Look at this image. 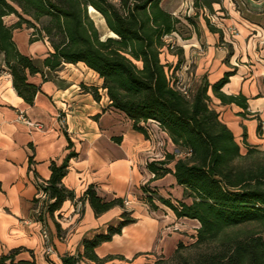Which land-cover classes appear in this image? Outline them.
Listing matches in <instances>:
<instances>
[{
    "label": "crops",
    "instance_id": "0c3cea01",
    "mask_svg": "<svg viewBox=\"0 0 264 264\" xmlns=\"http://www.w3.org/2000/svg\"><path fill=\"white\" fill-rule=\"evenodd\" d=\"M176 8L165 10L176 15ZM17 22L5 24L12 26ZM242 24V30L248 28L245 20ZM201 27L203 39L199 41L193 36L183 45L185 55L193 50L201 52L195 70V80L199 81L196 90L204 81L213 85L226 72L235 71L222 91L226 95L245 96L247 113L235 104H222L210 89L213 110L231 129L240 147L247 150L245 140L250 147L264 150V58L250 68H231L234 64L225 60L228 52L219 46L217 34ZM33 38V29L25 24L13 31L19 51L41 70L28 75V81L39 88L33 105L16 92L4 54L0 53V259L14 253L15 261L62 264L66 255H82L83 240L106 233L109 226H117L125 211L117 206L96 216L89 202L80 200L90 186L106 201L129 200L126 210L136 219L121 234L96 248L101 259L115 257L103 264H144L155 255L172 256L180 243H194L199 221L178 218L160 201L156 211L143 202L146 187L175 205L178 201L192 203L173 173L155 178L148 168L150 163L163 161L173 153L169 135L154 121L141 123L147 136L136 131L132 120L111 105L103 79L84 63L64 64L57 71L45 67L44 60L53 48L48 41ZM91 88L98 90L99 99ZM21 116L42 127L28 125ZM71 152L76 156L69 161L62 182L76 198L65 201L52 216L49 206L44 208L40 188L51 177V165H61ZM174 166L175 162L167 167L174 172ZM79 201L80 216L74 214ZM44 231L48 233L47 239ZM46 242L53 247L52 254L46 253ZM82 264L95 263L84 260Z\"/></svg>",
    "mask_w": 264,
    "mask_h": 264
},
{
    "label": "trees",
    "instance_id": "16d2710c",
    "mask_svg": "<svg viewBox=\"0 0 264 264\" xmlns=\"http://www.w3.org/2000/svg\"><path fill=\"white\" fill-rule=\"evenodd\" d=\"M193 1L196 9H211L213 5L211 0ZM162 2L119 0V5H115L109 0H0V53L4 54L16 92L29 105L34 104L39 88L28 81V75L41 73V70L30 57L19 51L13 40V31L23 24L35 30L32 40H46L53 48L44 60L45 67L51 71L59 70L64 64L82 62L99 74L111 105L132 120L136 131L147 136L141 123L154 121L175 146L184 150L186 157L176 160L173 154H168L165 160L152 162L148 168L155 178L173 173L178 184L185 188V197L192 199V203L178 201L175 205L146 187L143 190L149 194L143 198L144 203L156 211L157 200L178 218L199 221L200 228L193 246L200 248L212 244L214 247L202 254L199 264H264V236L261 233L244 238L226 233L230 228L252 222L260 223L264 229V173L261 169L236 165V161L259 150L244 140L247 155L243 156L231 129L210 107L209 90L222 104H235L246 113L248 99L242 94L226 95L222 91L235 71L226 72L213 85L204 81L192 95L170 80L161 55L165 47H170L166 39L178 32L181 20L167 12ZM90 7L104 18L113 36L101 38L89 15ZM10 15H17L20 20L7 26L4 19ZM24 15L37 23L42 19L47 22L38 28ZM91 91L99 99L98 90L91 88ZM258 133L262 135V124L258 126ZM74 156L76 153L71 152L61 165L52 164L51 177L40 188L52 200L48 207L52 216L60 211L65 201L76 198L62 182ZM173 162L174 172L167 167ZM85 199L96 216L124 206L121 199H102L93 186L80 200ZM135 222L132 212L125 210L117 226H109L106 233L84 239V253L66 255L62 264H82L84 260L103 264L115 259L112 256L99 258L96 248ZM57 229L60 232L59 224ZM184 247L180 243L175 254ZM0 264L37 263L35 260L15 261L13 253L1 257Z\"/></svg>",
    "mask_w": 264,
    "mask_h": 264
},
{
    "label": "rangeland",
    "instance_id": "374dc122",
    "mask_svg": "<svg viewBox=\"0 0 264 264\" xmlns=\"http://www.w3.org/2000/svg\"><path fill=\"white\" fill-rule=\"evenodd\" d=\"M109 1L115 5H119V0ZM211 1L213 2L211 9L206 7L196 9L193 0H163L162 2L164 9L177 7L175 10L176 15L174 16L181 20V24L178 27V32L166 39V44L170 47H165L163 50L161 61L166 66L170 80L178 88L183 91L185 90L188 95H192L199 84V81L195 80V70L197 59L201 52L199 50L198 52H194L193 50L185 55L183 45L184 41L191 39L193 36H196L199 41L203 39L201 25L205 26L209 32L217 34L219 46L225 47L228 52L225 60L228 64H230V61L234 64L230 65L231 68H236L239 65H246L250 68V66H254L256 63L259 64L260 60L264 58V0ZM16 8L22 14L21 9ZM89 15L93 19L102 39L113 36L104 18L92 7L89 9ZM8 18L11 19H7L6 17L4 21L9 23L14 20H20L17 15H10ZM24 18L35 22L26 15H24ZM244 20L248 28L246 27V29L244 28L245 30H242L241 27H243L242 23ZM46 22V19H42L41 22H35V24L38 28H42ZM34 31L33 29V33ZM181 50L183 54H181ZM211 94L214 96L213 93ZM209 105L212 109L214 108L212 97L209 100ZM241 152L243 156L247 155V150L243 145ZM172 154L176 160L186 157L184 150L175 145ZM236 165H242V167L253 170L261 169L264 173V150L254 152L247 158L236 161ZM147 194L149 193L145 192V196ZM158 202L156 200V204ZM123 208L126 210L125 205ZM149 209L151 210L150 207ZM226 233L243 238L258 233L264 236V229L260 223L252 222L230 228ZM194 243L184 245V248L179 249L178 253H174L170 257L155 255L144 264H199L203 258L202 254L209 252L214 247L212 244H208L199 248V246L194 247Z\"/></svg>",
    "mask_w": 264,
    "mask_h": 264
},
{
    "label": "built area",
    "instance_id": "2783aa9c",
    "mask_svg": "<svg viewBox=\"0 0 264 264\" xmlns=\"http://www.w3.org/2000/svg\"><path fill=\"white\" fill-rule=\"evenodd\" d=\"M184 92L187 93L185 90H184ZM21 119L23 121H25L30 126H34V127H37V128H41L42 127L41 124L31 123V122L27 121L25 118H23L22 116H21ZM40 198L44 202V208H47L52 203V200L49 199L48 194L46 192H44L43 190H41V197ZM123 203H124L125 206H128L130 204V201L129 200H125ZM81 211H82V204L79 201V202H77L76 207L74 209V214L80 216L81 215ZM43 235H44L45 239L48 238L47 231H44ZM45 251H46L47 254H52L54 252L53 247L47 242H46V245H45Z\"/></svg>",
    "mask_w": 264,
    "mask_h": 264
}]
</instances>
